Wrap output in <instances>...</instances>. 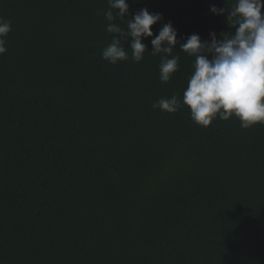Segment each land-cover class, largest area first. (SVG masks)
I'll return each instance as SVG.
<instances>
[{
	"label": "trees",
	"instance_id": "1",
	"mask_svg": "<svg viewBox=\"0 0 264 264\" xmlns=\"http://www.w3.org/2000/svg\"><path fill=\"white\" fill-rule=\"evenodd\" d=\"M127 2L132 17L162 13L178 38L235 30L210 11L226 0ZM108 7L0 0L12 26L0 55V264H264V124L204 127L187 107L153 109L182 99L194 58L177 45L166 84L160 55L136 63L128 48L110 64Z\"/></svg>",
	"mask_w": 264,
	"mask_h": 264
},
{
	"label": "clouds",
	"instance_id": "2",
	"mask_svg": "<svg viewBox=\"0 0 264 264\" xmlns=\"http://www.w3.org/2000/svg\"><path fill=\"white\" fill-rule=\"evenodd\" d=\"M135 2V0H134ZM227 7L210 5L216 15L227 13V24L233 31L210 32V39L202 40L198 34L178 38V30L171 21L163 22L162 13H152L146 7L130 13L127 0H108L104 17L108 21L106 32L111 42L102 49V59L116 65L129 59L139 63L146 52L160 55L159 80L168 83L179 70L180 52L193 57L192 72L182 99L178 94L161 98L152 104L153 109L176 113L187 107L191 119L207 127L215 119L228 120L235 117L242 128L264 124V0H235ZM115 15H114V11ZM127 18L122 28L115 23L119 17ZM162 22L158 34L154 35L153 25ZM12 30L11 21L0 16V55L7 51L5 37ZM119 34V38L116 35ZM151 37L152 50L142 41ZM128 41L126 47L124 42Z\"/></svg>",
	"mask_w": 264,
	"mask_h": 264
}]
</instances>
